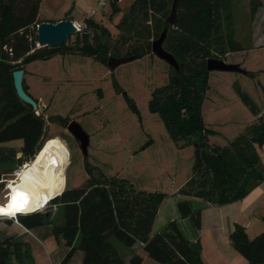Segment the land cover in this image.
Wrapping results in <instances>:
<instances>
[{"label":"trees","instance_id":"obj_1","mask_svg":"<svg viewBox=\"0 0 264 264\" xmlns=\"http://www.w3.org/2000/svg\"><path fill=\"white\" fill-rule=\"evenodd\" d=\"M214 1L179 0L175 25L169 27L164 20L167 0H135L115 29L124 44L135 37L137 41L155 38L161 23L167 33L173 29L192 36L198 32L195 26L201 22L200 17L210 13ZM40 4L41 0H10V5L4 7L0 0V144L21 141L22 163L40 158L38 153L47 141L45 119L17 98L12 73L24 69L29 62L45 61L59 54H80L106 67L108 58L116 56L109 29L91 19H85L83 29L73 35V45L36 49ZM116 13L112 1L109 20ZM89 31L98 33L90 37ZM169 36L166 35L163 48L174 57L179 69L172 68L168 84L152 92L149 110L159 115L179 148L194 146L192 173L180 192L219 206L239 201L264 180L257 152L264 143V113L226 145H210L209 137L216 132L205 126L200 112L209 74L205 69L206 47H196L194 41L183 44L180 36ZM71 38L68 37L67 43ZM141 44L139 41L130 45L125 56L141 58L150 54V43L144 44L146 50ZM22 86L29 95L24 81ZM84 166L87 178L82 185L65 188L49 202L50 206L58 207L57 221L49 211L17 216L18 223L26 229L52 226L54 236L60 237L68 249L61 264H68L76 251L83 253L81 264H123L113 242L128 248L142 243L147 256L156 264H203L199 253L193 252L183 239L175 221L151 235L158 206L165 197L163 193L137 189L129 180L106 176L86 161ZM1 176L2 173L0 180ZM177 208L180 218H190L196 228L200 227V211H192L187 202L179 203ZM229 240L249 264H264V231L250 240L245 230L236 226ZM28 257L24 243L13 238L0 241V264L12 260L23 264ZM131 263L141 264V258L135 256Z\"/></svg>","mask_w":264,"mask_h":264},{"label":"rangeland","instance_id":"obj_2","mask_svg":"<svg viewBox=\"0 0 264 264\" xmlns=\"http://www.w3.org/2000/svg\"><path fill=\"white\" fill-rule=\"evenodd\" d=\"M72 1L65 3L64 17L75 18L71 13ZM114 1L117 13L110 20L107 16L101 22L111 33V45L116 55L113 57H127L125 54L130 45L139 41L144 50L146 43L151 47L164 29L162 23L157 26L155 38L137 41L135 37L124 44L115 25L135 0ZM172 1L167 0L168 12L164 20L170 13ZM53 9L48 13L52 14ZM200 18L201 22L195 26L196 34L181 35L171 29L167 35L168 38L173 34L180 36L183 44L194 41L196 47L205 46L207 60L237 63L246 71V75L209 72L204 86L206 90L200 107L203 122L229 140L264 113V47L258 45L260 39H264V0H215L210 13H204ZM95 33L98 32L89 31L90 37ZM74 40L72 36L66 44L71 46ZM35 48L39 49L37 43ZM23 71L33 77L34 89L29 96L34 100L40 97L43 101L37 100L43 107L38 114L45 119L44 140L47 141L43 142L38 154L49 164L61 185L57 195L64 187L81 186L87 178L79 144L66 131L71 121L77 122L89 137L86 162L106 176L116 175L130 182H143L146 188L165 192L171 183L183 182L192 173L193 147H176L159 115L149 110L152 92L167 85L174 72L152 53L114 71L93 58L76 53L29 62ZM18 143L21 142L0 144L3 180H17L14 171L19 167L23 170L31 163H22L14 152L11 153V148ZM257 152L264 168V143ZM7 193L6 184L0 183V204L6 202ZM54 195L48 196L46 202ZM46 202L38 211L51 212L57 221L60 217L58 207ZM1 219L3 217H0V226L4 222ZM3 238L0 233V241ZM9 264L20 263L12 261Z\"/></svg>","mask_w":264,"mask_h":264},{"label":"crops","instance_id":"obj_3","mask_svg":"<svg viewBox=\"0 0 264 264\" xmlns=\"http://www.w3.org/2000/svg\"><path fill=\"white\" fill-rule=\"evenodd\" d=\"M70 1L71 0H41L38 14L41 22L57 23L62 20H69L79 28L84 27L85 19H91L101 23L110 13V3L114 0H73L70 6L71 13L75 14V18L72 16L67 18L63 16V11L67 9L65 3L67 4V2ZM116 2H118V0H116ZM51 8H54L52 14L48 13V10ZM42 11L43 14H41ZM260 40L258 45L260 44V47H264V39L261 38ZM23 81L27 92L32 93L31 91L34 89L33 77H31V75L27 76L26 73H24ZM37 100L43 103L40 97H38ZM204 124L207 128L213 130L208 124ZM213 131L216 132V135L209 137V143L218 146H224L227 142L235 138L227 140L221 136L219 132ZM216 141H219L221 144H218ZM175 145L178 147L177 144ZM191 146L194 149V146ZM21 147L22 142L18 143L16 147L11 148L10 151L11 153L14 152L15 156L18 157ZM19 168L21 169V167ZM16 171L17 169L14 172ZM190 176L178 184L171 183L168 191L161 192L165 197L158 206L151 235L157 234L162 231L168 223L175 221L183 239L189 244L197 243L199 245L200 249L198 253L203 264H249L233 248L229 236L236 226L242 227L250 240L264 231V223L262 221V216L264 215V180L243 199L219 206L211 204L201 198L185 195L180 192ZM54 178L60 188V183L55 176ZM17 182L18 181L14 182L13 185H16ZM131 183L140 190L160 192L154 188H146L143 182L137 181ZM65 188L66 187H64V189ZM26 190L23 191V196L35 195L29 190ZM181 202H187L192 211H200L199 228H196L192 219L180 218L177 205ZM1 220L4 221L1 222L0 226V233L3 234L4 237L2 240L13 238L15 241L26 245L29 257L24 258L23 264H61L68 249L65 247L60 237L54 236L51 225L35 229H26L22 225L14 223L9 217H4ZM113 244L118 254L121 256L123 264H132L131 259L135 256L141 258V264H156V262L147 256L143 248L144 246L140 242H136L129 248L116 242H113ZM82 258L83 253L81 251H76L68 264H81ZM12 261L15 262L14 260Z\"/></svg>","mask_w":264,"mask_h":264},{"label":"water","instance_id":"obj_4","mask_svg":"<svg viewBox=\"0 0 264 264\" xmlns=\"http://www.w3.org/2000/svg\"><path fill=\"white\" fill-rule=\"evenodd\" d=\"M179 0H173L170 8V13L166 18V24L169 27H173L177 18V4ZM2 5L4 7H8L10 5V0H2ZM80 31L79 27L74 25L69 20H62L57 23H48L41 22L36 27V35H37V46L39 48H53L60 47L66 44L68 37L73 36ZM167 35V29H164L160 34L159 38L152 42L151 44V53L156 56L158 59L164 61L169 67L173 68L175 71L179 69L178 63L174 59V57L166 52L163 49V43L165 41ZM140 58V55H131L127 57L114 58L109 57L107 61V68L110 71H114L117 67L130 63L136 59ZM205 69L208 72H232L246 75V71L242 69L238 64H227L223 60L219 59H208L205 62ZM24 71L23 69L16 70L12 73V85L15 91L17 98L24 104L28 105L36 111L38 115V110L42 111L43 107L39 106L35 100L29 96L23 89L22 81H23ZM66 131L73 136V138L79 144V149L82 153L84 160L86 161L88 158V147H89V137L84 132L82 127L75 121H71L67 127ZM22 154L19 153L17 159L21 158ZM35 157V156H34ZM20 170L17 169L15 174ZM62 193V192H61ZM60 193V194H61ZM59 194V195H60ZM58 195V196H59ZM57 197V196H56ZM55 198V197H54ZM53 199V198H52ZM51 199V200H52ZM20 215V214H19ZM18 215V216H19ZM189 248L193 252H198L200 247L197 243H190Z\"/></svg>","mask_w":264,"mask_h":264},{"label":"bare ground","instance_id":"obj_5","mask_svg":"<svg viewBox=\"0 0 264 264\" xmlns=\"http://www.w3.org/2000/svg\"><path fill=\"white\" fill-rule=\"evenodd\" d=\"M19 172V176L18 173L15 174L18 177L17 180L5 181L8 193L5 196L6 202L3 205L0 204V217L14 218L19 214L24 215L38 211L46 200L60 189L50 168L41 158L32 160L25 169L19 170ZM16 181H18L16 185H13ZM26 189L35 195L23 196L22 193ZM16 192L22 195L17 197L15 196ZM52 198L46 203L50 202Z\"/></svg>","mask_w":264,"mask_h":264},{"label":"built area","instance_id":"obj_6","mask_svg":"<svg viewBox=\"0 0 264 264\" xmlns=\"http://www.w3.org/2000/svg\"><path fill=\"white\" fill-rule=\"evenodd\" d=\"M79 29H80V28H79ZM2 177H3V176H2ZM2 177H1L0 183H6L5 181H7V180H3ZM16 217H17V216H16ZM16 217L11 218V219L14 221V223L19 224V223H18V220H17ZM3 218H4V217H3ZM9 218H10V217H9Z\"/></svg>","mask_w":264,"mask_h":264},{"label":"snow or ice","instance_id":"obj_7","mask_svg":"<svg viewBox=\"0 0 264 264\" xmlns=\"http://www.w3.org/2000/svg\"><path fill=\"white\" fill-rule=\"evenodd\" d=\"M21 195H22V194L19 193V192H16V193H15V196H17V197H18V196H21Z\"/></svg>","mask_w":264,"mask_h":264}]
</instances>
